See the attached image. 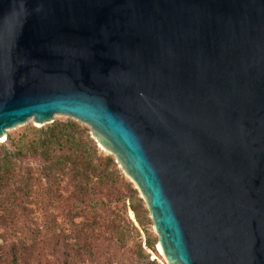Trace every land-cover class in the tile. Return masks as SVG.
I'll return each mask as SVG.
<instances>
[{
  "label": "water",
  "instance_id": "95a60500",
  "mask_svg": "<svg viewBox=\"0 0 264 264\" xmlns=\"http://www.w3.org/2000/svg\"><path fill=\"white\" fill-rule=\"evenodd\" d=\"M66 116L168 264H264V0H0V142Z\"/></svg>",
  "mask_w": 264,
  "mask_h": 264
},
{
  "label": "rangeland",
  "instance_id": "374dc122",
  "mask_svg": "<svg viewBox=\"0 0 264 264\" xmlns=\"http://www.w3.org/2000/svg\"><path fill=\"white\" fill-rule=\"evenodd\" d=\"M68 123H75L90 134L87 125L56 115L54 123L40 126L30 120L11 129L8 139L0 142V163L7 160L11 165V173L4 176L7 188L0 191V264H16L14 250L21 254L17 264H64L57 242L74 244L88 239L95 256L79 258L77 264H168L157 250L158 237L149 217L146 227L156 254L147 249L148 237L135 220L129 198L94 212L86 205V195L80 198L81 202L77 199V185L68 177L62 179L59 187L46 181L47 163L29 147L52 126ZM97 150L100 158L114 159L98 146ZM117 170L135 188L118 166ZM139 245L150 254V260L139 263L134 252Z\"/></svg>",
  "mask_w": 264,
  "mask_h": 264
},
{
  "label": "trees",
  "instance_id": "16d2710c",
  "mask_svg": "<svg viewBox=\"0 0 264 264\" xmlns=\"http://www.w3.org/2000/svg\"><path fill=\"white\" fill-rule=\"evenodd\" d=\"M29 148L47 163L44 176L48 183L59 187L62 179L68 177L77 185L79 191L77 199L80 201V198L82 200L86 195L88 199L86 205L94 212L105 210L102 208H111L113 202L124 203L126 198H129L135 220L148 237L146 247L156 254L150 232L146 227L149 225V213L143 201L132 184L126 182L118 172L115 160L111 157L98 156L97 146L88 131L75 123L56 124L36 138ZM18 152L22 154L21 150ZM8 173H11V165L10 161L6 160L0 163V191L7 188L4 176ZM86 202L83 201V203ZM71 244L69 241L56 244V247L62 250L64 264H77V260L84 256L94 258L95 254L89 239L83 243L76 241ZM134 252L140 260L139 263L151 258L142 245L136 246ZM13 255V262L17 264L21 254L14 250ZM153 262L156 263L155 260Z\"/></svg>",
  "mask_w": 264,
  "mask_h": 264
},
{
  "label": "bare ground",
  "instance_id": "6f19581e",
  "mask_svg": "<svg viewBox=\"0 0 264 264\" xmlns=\"http://www.w3.org/2000/svg\"><path fill=\"white\" fill-rule=\"evenodd\" d=\"M2 141H5V139H3Z\"/></svg>",
  "mask_w": 264,
  "mask_h": 264
}]
</instances>
